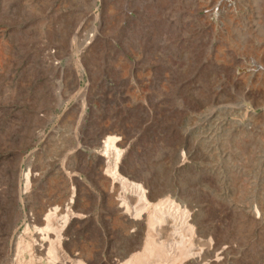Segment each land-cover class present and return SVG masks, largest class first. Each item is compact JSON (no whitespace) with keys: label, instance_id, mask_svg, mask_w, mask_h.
I'll return each mask as SVG.
<instances>
[{"label":"rangeland","instance_id":"obj_1","mask_svg":"<svg viewBox=\"0 0 264 264\" xmlns=\"http://www.w3.org/2000/svg\"><path fill=\"white\" fill-rule=\"evenodd\" d=\"M0 264H264V0H0Z\"/></svg>","mask_w":264,"mask_h":264},{"label":"built area","instance_id":"obj_2","mask_svg":"<svg viewBox=\"0 0 264 264\" xmlns=\"http://www.w3.org/2000/svg\"><path fill=\"white\" fill-rule=\"evenodd\" d=\"M95 37V32H90V30L86 28H79L75 33V57H79L83 51L91 45ZM57 52L52 47H47L44 50V61L47 65L54 67V68H61L60 67V60L57 58ZM81 89L82 96H87L89 91V86L87 83H84Z\"/></svg>","mask_w":264,"mask_h":264},{"label":"bare ground","instance_id":"obj_3","mask_svg":"<svg viewBox=\"0 0 264 264\" xmlns=\"http://www.w3.org/2000/svg\"><path fill=\"white\" fill-rule=\"evenodd\" d=\"M236 116H238L239 118H241L242 119V115L241 114H239V112H236ZM215 125V123L213 124V121H211L210 123H209V127L211 126H214ZM240 126V125H239ZM252 126V124L251 123H249V122H247L246 124H245V126L244 127H246V128H248L249 129V127H251ZM244 129V128H243ZM116 132V131H115ZM212 132V131H211ZM210 134V136H209V140L211 139V140H213L212 138H213V133H209ZM109 136H111V135H109ZM110 139V137H106L101 143H102V145H103V147L105 148V147H107V146H109L108 145V143H109V140ZM111 143V142H110ZM113 145V144H112ZM208 149L209 150H211V151H215L216 149H215V147H214V145H213V141H210V143H209V145H208ZM103 155V154H102ZM122 204V203H121ZM121 204H120V206H121ZM37 250L38 251H40L41 250V245H39V246H37Z\"/></svg>","mask_w":264,"mask_h":264}]
</instances>
